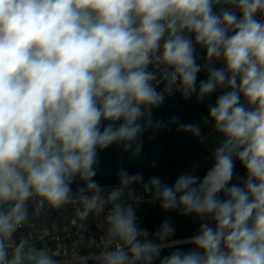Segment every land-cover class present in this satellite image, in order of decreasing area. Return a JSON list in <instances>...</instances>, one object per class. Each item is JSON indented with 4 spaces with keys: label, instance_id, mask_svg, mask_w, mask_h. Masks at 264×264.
<instances>
[{
    "label": "clouds",
    "instance_id": "clouds-1",
    "mask_svg": "<svg viewBox=\"0 0 264 264\" xmlns=\"http://www.w3.org/2000/svg\"><path fill=\"white\" fill-rule=\"evenodd\" d=\"M176 92L215 94L203 118L219 137L211 166L171 184L120 169L106 191L99 151L132 150ZM137 183L198 230L177 240L170 220L140 227L123 202ZM76 200L84 217L108 206L114 246L95 264H264V0H0V264H57L16 233L30 202Z\"/></svg>",
    "mask_w": 264,
    "mask_h": 264
},
{
    "label": "trees",
    "instance_id": "trees-1",
    "mask_svg": "<svg viewBox=\"0 0 264 264\" xmlns=\"http://www.w3.org/2000/svg\"><path fill=\"white\" fill-rule=\"evenodd\" d=\"M202 56L203 53H200ZM204 74L200 75L203 79ZM215 94L198 103L193 96L184 99L179 92L172 96H166L164 103L153 109V120L161 121L159 128L149 127L139 137V150H125L122 145H113L98 153L97 176L95 179L101 185H119L118 171L127 170L130 174L142 173L145 181L151 176H159L165 182L171 184L177 175L188 171L192 166H199V174L203 176L207 167L211 166L212 151L202 139L211 124H205L207 106L214 103ZM177 117L178 122L199 123L202 128V136L195 137L191 133L177 131V123L172 118ZM237 172L243 174V169L237 163ZM78 183L73 185L75 193ZM129 188L144 191L141 184H133ZM145 192V191H144ZM152 203L142 211V219L139 226L146 228L150 233H155L161 224L170 220L175 227V237L181 239L191 236L198 230L200 220L192 215L184 216L178 211L164 210L159 200L151 193ZM186 248L188 246H185ZM172 249H165L163 254H168Z\"/></svg>",
    "mask_w": 264,
    "mask_h": 264
},
{
    "label": "built area",
    "instance_id": "built-area-1",
    "mask_svg": "<svg viewBox=\"0 0 264 264\" xmlns=\"http://www.w3.org/2000/svg\"><path fill=\"white\" fill-rule=\"evenodd\" d=\"M102 186L107 191L118 185ZM123 202L134 209L139 224L142 219V211L152 203V197L144 191H125ZM80 207L78 200L60 209L45 206L43 209L46 211L69 208L73 213L70 218L71 222L60 227H50L37 221H28L18 230L15 238L17 240L27 238L35 247L46 249L57 261V264H95L93 257L96 254L102 249L114 246V242L110 244L106 235L105 217L108 206L101 212L90 213L87 217L81 216L77 212Z\"/></svg>",
    "mask_w": 264,
    "mask_h": 264
},
{
    "label": "rangeland",
    "instance_id": "rangeland-1",
    "mask_svg": "<svg viewBox=\"0 0 264 264\" xmlns=\"http://www.w3.org/2000/svg\"><path fill=\"white\" fill-rule=\"evenodd\" d=\"M202 139H204V142L211 151H213L219 143V137L212 130V126H209ZM138 141L134 145H137L139 143ZM136 149L137 147L134 146L135 152H137ZM193 168L195 167L192 166L191 168H189V170ZM125 191H138V189L127 188ZM69 213H71L69 212V208L61 209L58 211H46L45 209H40L39 211H37L36 204L32 202L29 203V221H37L44 226L57 227L58 225L71 222L70 218H72L73 213H71L70 216Z\"/></svg>",
    "mask_w": 264,
    "mask_h": 264
},
{
    "label": "crops",
    "instance_id": "crops-1",
    "mask_svg": "<svg viewBox=\"0 0 264 264\" xmlns=\"http://www.w3.org/2000/svg\"><path fill=\"white\" fill-rule=\"evenodd\" d=\"M69 212H71V211L69 210ZM67 213H68V212H67ZM70 214H71V213H69V216H70ZM61 225H63V224H61ZM61 225H58L57 227H60ZM54 227H55V226H54Z\"/></svg>",
    "mask_w": 264,
    "mask_h": 264
}]
</instances>
